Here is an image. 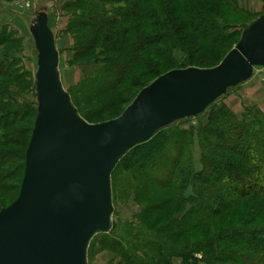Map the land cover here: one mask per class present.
Here are the masks:
<instances>
[{
    "label": "trees",
    "instance_id": "1",
    "mask_svg": "<svg viewBox=\"0 0 264 264\" xmlns=\"http://www.w3.org/2000/svg\"><path fill=\"white\" fill-rule=\"evenodd\" d=\"M62 9L70 13L73 64L93 68L67 91L89 124L117 118L140 91L172 70L216 67L261 17L237 0H68ZM23 49L22 40L2 26L0 193L16 192L8 205L20 192L38 112L36 93L33 101L21 95L33 86L19 57ZM141 72L149 81L141 80ZM117 100L121 113L97 122ZM197 117L207 123L161 128L118 161L111 173L112 200L131 196L142 211L138 224L116 222L109 233L96 235L88 261L98 245L120 264H264V115L251 107L238 117L214 102ZM151 195L164 198L152 202ZM8 205L0 203V211ZM172 206L179 214L170 217ZM154 213L164 222L145 221Z\"/></svg>",
    "mask_w": 264,
    "mask_h": 264
},
{
    "label": "water",
    "instance_id": "2",
    "mask_svg": "<svg viewBox=\"0 0 264 264\" xmlns=\"http://www.w3.org/2000/svg\"><path fill=\"white\" fill-rule=\"evenodd\" d=\"M38 112L17 199L0 211V264H88L93 238L113 227L111 173L158 130L202 114L264 66V16L212 69L172 70L112 121L91 125L62 87L47 20L35 27Z\"/></svg>",
    "mask_w": 264,
    "mask_h": 264
},
{
    "label": "rangeland",
    "instance_id": "3",
    "mask_svg": "<svg viewBox=\"0 0 264 264\" xmlns=\"http://www.w3.org/2000/svg\"><path fill=\"white\" fill-rule=\"evenodd\" d=\"M67 1L68 0H0V28L2 26H5L7 28V31L14 33V36L16 38L22 40V44L24 46L23 52L19 57L21 59L23 69L26 70L27 73H29L30 75L28 81H30L33 86L31 87L30 90H28L25 93H21L22 91L19 92L18 90H15V92L21 93V95L23 94L22 98H25L28 101H33L34 100L33 95L34 93H36L35 73L38 62V51L36 49V43H35V27L37 25V22L41 18H45L47 20L48 27L50 28L54 36V43L59 58L58 61L59 77L62 87L66 92L74 88L84 77L85 73H90L91 70L93 69L92 66L77 65V64H73L72 62L75 42L72 33H70V31H67V25H68V20L70 18V13L68 14L66 11L62 9L63 4ZM237 3L240 8L246 10L251 14L261 15V17L264 16V7L261 1L259 0H237ZM227 18L232 22H239V21L244 23L250 22L242 16L241 17L227 16ZM235 47H233V49ZM99 48H100V42L97 43L95 47L96 50L95 52H97ZM94 57L95 55L93 54L89 55L88 60ZM143 72H141L142 73L141 80L149 81L150 78L146 76ZM251 91H253L255 95ZM128 92L133 93V91L131 90H129ZM256 94L259 96V102H257L258 98L256 97ZM20 100L21 98H19V101ZM215 103L224 104L229 109H231V111L234 114H236L238 117H241V115L244 114V111L251 107H255L264 115V111H262L264 109V66L253 68L251 78L249 80L239 84L234 88L228 89L225 95L217 99ZM108 104L109 103H107V105ZM101 106L105 107L106 102L102 101ZM123 108L124 106H121L119 100H117L115 105L110 106L108 108L107 114L103 115L101 118L97 119L96 121L99 122V121L112 119L116 117L118 114H120ZM125 110L126 109H124L123 112ZM121 115H119L117 118H119ZM201 118L198 117L186 118L177 121L171 124L170 126L177 125L181 130H188L190 127H197L199 120H202V124L207 123L206 118L205 119H203V117ZM91 125H95V124H91ZM198 151H199L198 148L195 146L194 159L196 166L199 169ZM15 194H16L15 191H11L9 195L0 193V203H2L3 206L8 205L14 199ZM163 198L164 195H158V197L157 195H151V199L149 201L157 202L158 200H163ZM112 205H113V215L111 219L113 223L120 222V223H128L131 225H135L136 223L138 224L137 216L142 211L141 203L135 202L134 199L130 196L129 199L126 198L123 201H121L120 199L118 200L116 198L115 200H112ZM167 212L170 217L173 216L174 214L175 216L179 214L178 210L176 211L175 206L169 208ZM158 220H160L159 224L161 222H164V219L162 217L161 218L158 217V213H154L151 214L149 218L147 217L145 221L148 223L149 222L154 223ZM196 258L200 260L201 255H196ZM88 264H120V259L106 250H100V247L96 245L94 251L89 257Z\"/></svg>",
    "mask_w": 264,
    "mask_h": 264
},
{
    "label": "crops",
    "instance_id": "4",
    "mask_svg": "<svg viewBox=\"0 0 264 264\" xmlns=\"http://www.w3.org/2000/svg\"><path fill=\"white\" fill-rule=\"evenodd\" d=\"M37 70V69H36ZM251 92H253V91H251ZM254 93V92H253ZM252 95V94H251ZM254 95H255V93H254ZM253 97V96H252ZM256 97L258 98L257 99V102H259V96L256 94ZM258 104H260V103H258ZM262 111H264V109L262 110Z\"/></svg>",
    "mask_w": 264,
    "mask_h": 264
}]
</instances>
